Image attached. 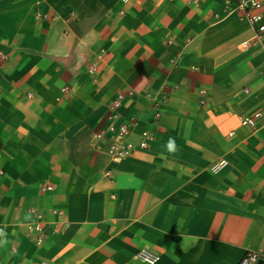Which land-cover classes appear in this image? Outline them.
Segmentation results:
<instances>
[{"label": "crops", "instance_id": "crops-1", "mask_svg": "<svg viewBox=\"0 0 264 264\" xmlns=\"http://www.w3.org/2000/svg\"><path fill=\"white\" fill-rule=\"evenodd\" d=\"M224 2L0 0L1 264H143V247L155 264L264 260V37L243 48L253 28ZM129 90L122 119L155 137L114 162L95 133ZM53 209L38 246L26 224Z\"/></svg>", "mask_w": 264, "mask_h": 264}, {"label": "built area", "instance_id": "built-area-1", "mask_svg": "<svg viewBox=\"0 0 264 264\" xmlns=\"http://www.w3.org/2000/svg\"><path fill=\"white\" fill-rule=\"evenodd\" d=\"M197 2V0H193ZM224 10L226 15L236 14L242 19L247 20L252 28L253 33L248 38L241 41L243 48H249L254 42L261 41L264 37V0H225ZM124 14V10H120ZM7 58L5 52L0 51V64ZM104 58V50L97 52L96 57L89 64L90 73H96L100 62ZM249 92L250 89L246 88ZM134 94L133 90L128 92L120 91L108 103L107 123L95 133L94 148L98 151L105 152L109 159L114 162L123 160L132 155L137 149H147L151 141L155 137V130L150 127H143L138 133L135 128L139 125L140 119L138 115L132 114L127 118L122 119L120 108L125 98ZM146 96L151 99L152 117L150 121L158 120L161 115L160 102L157 96L152 92H147ZM261 112L256 111L252 114H241L239 116L240 123L252 128L258 127L260 123ZM137 134V138L134 135ZM230 135L233 132L229 133ZM226 163V159L217 161L213 169L218 170ZM110 175V170L106 171ZM47 188H52L48 185ZM35 220L26 224L27 234L33 239L36 245L42 246L47 238V224L49 214L56 216L62 213L60 209H53L50 212L34 210ZM60 225L55 227L59 230ZM161 255L148 248H141L138 250L135 258L140 260L143 264H155L159 261ZM258 255L255 252H247L237 264H249L256 261ZM1 264V262H0ZM22 264V263H17Z\"/></svg>", "mask_w": 264, "mask_h": 264}, {"label": "clouds", "instance_id": "clouds-1", "mask_svg": "<svg viewBox=\"0 0 264 264\" xmlns=\"http://www.w3.org/2000/svg\"><path fill=\"white\" fill-rule=\"evenodd\" d=\"M166 148L170 153H174L175 151L178 150L174 138L171 137L169 138L166 144ZM5 237H6L5 231L3 229H0V245H3L7 242Z\"/></svg>", "mask_w": 264, "mask_h": 264}, {"label": "water", "instance_id": "water-1", "mask_svg": "<svg viewBox=\"0 0 264 264\" xmlns=\"http://www.w3.org/2000/svg\"><path fill=\"white\" fill-rule=\"evenodd\" d=\"M257 261H258V263H259V264H262V263L264 262L263 258H261V257H260V258H258V260H257Z\"/></svg>", "mask_w": 264, "mask_h": 264}]
</instances>
